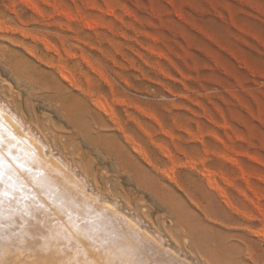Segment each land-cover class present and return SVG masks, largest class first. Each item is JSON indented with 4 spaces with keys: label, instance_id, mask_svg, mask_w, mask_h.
Wrapping results in <instances>:
<instances>
[{
    "label": "rangeland",
    "instance_id": "obj_1",
    "mask_svg": "<svg viewBox=\"0 0 264 264\" xmlns=\"http://www.w3.org/2000/svg\"><path fill=\"white\" fill-rule=\"evenodd\" d=\"M0 106L184 262L264 264V0H0Z\"/></svg>",
    "mask_w": 264,
    "mask_h": 264
},
{
    "label": "bare ground",
    "instance_id": "obj_2",
    "mask_svg": "<svg viewBox=\"0 0 264 264\" xmlns=\"http://www.w3.org/2000/svg\"><path fill=\"white\" fill-rule=\"evenodd\" d=\"M12 116L0 109V264H189L86 193Z\"/></svg>",
    "mask_w": 264,
    "mask_h": 264
}]
</instances>
